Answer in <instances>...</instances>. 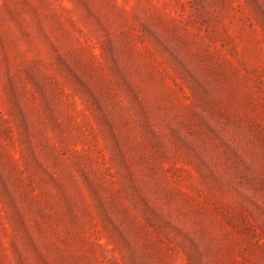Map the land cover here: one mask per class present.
<instances>
[{"label":"rangeland","instance_id":"obj_1","mask_svg":"<svg viewBox=\"0 0 264 264\" xmlns=\"http://www.w3.org/2000/svg\"><path fill=\"white\" fill-rule=\"evenodd\" d=\"M0 264H264V0H0Z\"/></svg>","mask_w":264,"mask_h":264}]
</instances>
